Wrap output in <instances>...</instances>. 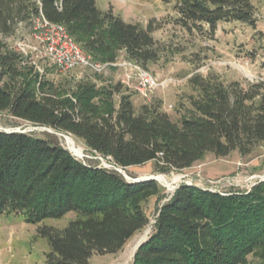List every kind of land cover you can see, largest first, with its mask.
Instances as JSON below:
<instances>
[{
	"label": "trees",
	"instance_id": "trees-1",
	"mask_svg": "<svg viewBox=\"0 0 264 264\" xmlns=\"http://www.w3.org/2000/svg\"><path fill=\"white\" fill-rule=\"evenodd\" d=\"M160 1L174 2L175 23L187 31L213 34L221 22L254 28L257 21L255 0ZM41 19L63 26L93 62L115 63L122 53L146 69L159 60L153 21L125 22L95 0H0V112L69 133L118 167L152 163L158 173L186 170L207 154L246 156L264 142V81L194 74L188 108L176 121L161 101L135 110L120 82L63 91L4 43ZM152 197H165L154 180L128 182L85 165L49 135L0 131V216L40 225L75 215L63 229L37 228L48 245L46 264H89L94 255L119 253L147 226L144 206ZM156 215L131 264H249L250 256L264 264V182L226 195L180 185Z\"/></svg>",
	"mask_w": 264,
	"mask_h": 264
},
{
	"label": "rangeland",
	"instance_id": "rangeland-1",
	"mask_svg": "<svg viewBox=\"0 0 264 264\" xmlns=\"http://www.w3.org/2000/svg\"><path fill=\"white\" fill-rule=\"evenodd\" d=\"M95 3L101 11L111 7L113 13L125 22L145 26L149 21H153L155 26H159L152 33L160 50L159 60L148 64L146 69L142 70L152 81V86L145 97L136 92L134 82L130 83L129 88L125 85L128 73L131 74L129 76L136 78L135 75L140 72L135 74V70H130V66L125 65L128 60L122 53H119L115 63L101 64L105 69L100 74L83 66L62 71L46 59L42 50L41 53L34 50L40 48V45L33 37L35 33L33 30L20 31L15 37L5 39L4 43L11 49L23 52L27 57L25 61L35 68L39 76H45L60 90L72 91L83 83L99 87L120 82L132 95L135 110H138L141 104L161 101V109L175 121L180 119L188 108L187 97L193 94L188 79L194 74L202 76L213 74L224 83L264 81V0L253 2L257 19L254 28L240 23L221 22L213 34L206 32V28L200 33L187 31L178 26L174 20L176 18L174 2L165 4L160 0H95ZM85 56L90 58L86 54ZM118 98L114 97L115 103ZM0 131L27 133L38 138L52 136L75 159L85 165L109 168L107 170L119 173L128 182L149 181L147 179L154 178L163 189L165 197L159 203L155 197L145 203L144 208L149 220L147 226L134 235L119 253L94 255L89 264L121 263L128 247L149 225L152 231L157 209L171 198L180 185L189 182L193 187L204 191L226 195L248 193L254 186L264 182V142L246 156H241L237 152H232L225 158L207 154L201 162L186 170L158 173L152 163L126 169L118 167L110 158L91 153L81 140L69 133L33 126L11 117L6 112H0ZM65 136L71 138L74 146L80 149V156L70 151L64 141ZM158 176L162 177L163 181H159L156 178ZM175 178L179 179L173 184ZM166 183L172 185L174 189L169 190ZM74 218V213H68L59 220H45L40 225H33L23 222L20 216H0V264H46L45 255L49 249L46 240L38 235L37 228L46 225L63 229ZM133 257L128 264L132 263ZM249 264L262 263L250 256Z\"/></svg>",
	"mask_w": 264,
	"mask_h": 264
},
{
	"label": "built area",
	"instance_id": "built-area-1",
	"mask_svg": "<svg viewBox=\"0 0 264 264\" xmlns=\"http://www.w3.org/2000/svg\"><path fill=\"white\" fill-rule=\"evenodd\" d=\"M33 30L35 31L33 37L38 41L40 45V48H34V50H37V53H41L43 51L46 59H48L51 64L54 65L58 70L70 71L79 66H83L93 71L94 73L100 74L105 69V66L101 65V63L93 62L90 58L85 56L79 46L66 33L63 26L58 24H51L41 19L36 22ZM38 31H41V33ZM20 53L26 60L27 57H25L24 53ZM126 63V66H130V70L136 71L135 74L138 72L140 73H138V75H135L136 78H133V76H129L131 75L130 73H125L127 74L125 85L129 88L130 83L134 82L133 84L135 85L136 92L139 95L145 97L147 95V92H149L150 87L152 86L151 79L148 77L147 73L142 72L143 68L137 63H134L132 61H127ZM118 172H120V170H118ZM186 186L192 185L187 182Z\"/></svg>",
	"mask_w": 264,
	"mask_h": 264
},
{
	"label": "bare ground",
	"instance_id": "bare-ground-1",
	"mask_svg": "<svg viewBox=\"0 0 264 264\" xmlns=\"http://www.w3.org/2000/svg\"><path fill=\"white\" fill-rule=\"evenodd\" d=\"M64 141L66 142V144L69 146V149L71 152H73L75 155L77 156H80L81 155V152H80V149H77V147L74 146V142L71 138L65 136L64 137ZM159 181H163L162 177H156ZM179 178H175L173 180V184H175L177 181H178ZM164 184V183H163ZM167 185V187L169 188V190H173L174 188L172 187V185L170 184H165ZM151 233V225H149L143 232L142 234L137 237L135 239V241L133 242V244H131L128 249L126 250L125 252V255L124 257H122V262L119 263V264H128V262L130 261V259H132L133 255H134V252L136 250V248L138 247V245L140 243H142L143 241L146 240V238L149 236V234Z\"/></svg>",
	"mask_w": 264,
	"mask_h": 264
},
{
	"label": "water",
	"instance_id": "water-1",
	"mask_svg": "<svg viewBox=\"0 0 264 264\" xmlns=\"http://www.w3.org/2000/svg\"><path fill=\"white\" fill-rule=\"evenodd\" d=\"M147 180H155L154 178H149V179H147ZM145 241H143L142 243H140L139 245H138V247L136 248V250L144 243ZM136 250H135V252H136ZM135 252H134V254H135ZM134 256V255H133Z\"/></svg>",
	"mask_w": 264,
	"mask_h": 264
},
{
	"label": "crops",
	"instance_id": "crops-1",
	"mask_svg": "<svg viewBox=\"0 0 264 264\" xmlns=\"http://www.w3.org/2000/svg\"><path fill=\"white\" fill-rule=\"evenodd\" d=\"M150 164V163H149Z\"/></svg>",
	"mask_w": 264,
	"mask_h": 264
}]
</instances>
